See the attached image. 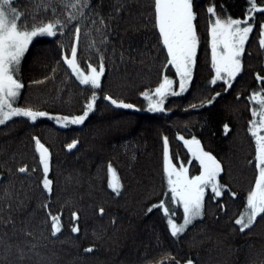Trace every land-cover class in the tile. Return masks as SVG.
<instances>
[{
    "label": "trees",
    "instance_id": "trees-1",
    "mask_svg": "<svg viewBox=\"0 0 264 264\" xmlns=\"http://www.w3.org/2000/svg\"><path fill=\"white\" fill-rule=\"evenodd\" d=\"M188 88L164 41L158 0H12L36 35L16 66L21 112L0 124V264H264L255 114L264 104V0H193ZM247 27L238 72L216 73L214 17ZM103 65L99 86L67 61ZM125 104L116 106L112 101ZM189 141L220 165L202 216L183 232L166 157L199 172ZM49 158L43 162L37 145ZM118 187L110 183L111 171Z\"/></svg>",
    "mask_w": 264,
    "mask_h": 264
},
{
    "label": "rangeland",
    "instance_id": "rangeland-1",
    "mask_svg": "<svg viewBox=\"0 0 264 264\" xmlns=\"http://www.w3.org/2000/svg\"><path fill=\"white\" fill-rule=\"evenodd\" d=\"M193 0H158L159 26L170 52L173 65L179 77V88L175 91L173 80H167L157 96L169 92L181 93L188 88L192 64L195 55V28ZM12 12V0H0V124L20 113L21 109L14 105L19 92V81L15 75L16 66L27 45L38 34H52L48 28H37L30 32L19 30ZM211 39L216 73L220 76H235L238 72V55L241 53L247 34V27L231 18L216 16L212 19ZM67 61L73 72L83 83L99 86L104 72L103 65L81 67L75 58V50ZM116 106H124L120 101H112ZM256 121L253 133L257 142V160L260 168V183L250 196L249 205L255 216L264 207V104L255 114ZM191 155L198 161L200 170L189 174L186 167L177 168L166 157L168 184L173 194L181 202L184 216L181 222L170 220L174 233H180L196 218L202 216L203 202L207 188L216 196L221 195L218 176L221 172L217 160L205 152L195 141H189ZM110 183L116 188L118 180L111 171Z\"/></svg>",
    "mask_w": 264,
    "mask_h": 264
},
{
    "label": "water",
    "instance_id": "water-1",
    "mask_svg": "<svg viewBox=\"0 0 264 264\" xmlns=\"http://www.w3.org/2000/svg\"><path fill=\"white\" fill-rule=\"evenodd\" d=\"M37 147H38V151H39V154H40V158H41V160H42L43 162H46V161L48 160V158H49V151H48L47 148H46L43 144H41V143H39V144L37 145Z\"/></svg>",
    "mask_w": 264,
    "mask_h": 264
}]
</instances>
